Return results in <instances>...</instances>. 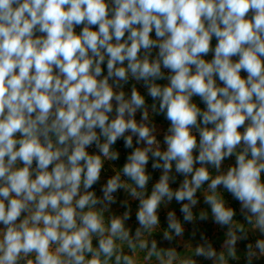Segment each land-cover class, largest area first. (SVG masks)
<instances>
[{"label":"clouds","instance_id":"9594fccd","mask_svg":"<svg viewBox=\"0 0 264 264\" xmlns=\"http://www.w3.org/2000/svg\"><path fill=\"white\" fill-rule=\"evenodd\" d=\"M262 177L264 0H0V264H258Z\"/></svg>","mask_w":264,"mask_h":264},{"label":"crops","instance_id":"0c3cea01","mask_svg":"<svg viewBox=\"0 0 264 264\" xmlns=\"http://www.w3.org/2000/svg\"><path fill=\"white\" fill-rule=\"evenodd\" d=\"M80 29L79 28H77V31H79ZM153 37H154V33H153ZM206 59H211V55H209L208 57H205ZM104 67V70H105V74H106V65H104L103 66ZM242 75H246L245 73H242ZM131 83H135L134 81H130V84L128 85V86H126L125 87V91L126 92H130V86H131ZM158 83H166V81H159ZM137 87H138V89L141 91V93L142 94H144L145 96H146V98H147V94H146V90L145 89H143V88H141L140 87V85H137ZM148 99V103H151L152 101H151V99L150 98H147ZM194 99V102H196L197 104H198V106H200L201 108H203L204 107V105L202 104V103H200V100H199V97H194L193 98ZM139 113H138V115H137V120H139ZM154 119V121L157 123V125H158V128H163V129H166L167 127H168V122L163 118V116H156V117H154L153 118ZM160 137H158V139H159ZM118 142H120V141H118ZM117 142V143H118ZM120 151V153H121V159H120V161H118V162H114V163H116L118 166H122L123 165V163H124V158H125V155L127 154V152L128 151H130V150H126V149H120L119 150ZM230 163H234V158H233V160H230V161H225V165H228V164H230ZM105 167H106V169L108 168V164L106 163V165H105ZM148 170L151 172V161H150V163H149V166H148ZM108 174H112L111 173V171L109 170V173ZM102 181H103V179H104V174L102 173ZM159 175H160V173H159V171H157V172H155V173H153V176H154V180L153 181H150V184H149V191L151 190V185H152V183H154L155 182V180H157L158 178H159ZM180 179H182V177H180ZM262 179H264V177H262ZM178 185H172V187H177ZM121 198H123V193L121 192V193H119L118 194ZM198 195H199V193H198ZM233 205L238 209V204L236 203V202H234L233 201ZM136 204L135 203H133V219L129 222L130 224H132L133 226H135V224H136V221H135V216H134V212H135V208H136ZM170 207H175L176 209H177V212H178V209H179V205H176L175 204V202L173 201V204L170 206ZM198 207H206L205 205H203V203H202V198H201V204L200 205H198ZM120 211H123V209H120ZM160 218H161V222H162V224H165V226H166V222L164 221V212L163 211H161V213H160ZM238 219H241V218H238ZM241 222H243L242 220H241ZM206 226H212V228H211V234L213 235L212 237L213 238H217V240H218V242H216V240L214 241L213 239L211 240L212 242H213V245H214V247H216L217 248V250L219 251L220 250V246H221V244H222V239H223V235H222V233L225 231V229H221V228H219V226H217V225H215L213 222H212V220H211V218H209V220L208 221H204V222H197V227L200 229V231H202L203 233H205V231H203L204 230V228L206 227ZM192 225L191 224H187V225H185V229H186V231H185V235H184V238H183V241H184V243H187L189 240H191V237H190V232H191V230H192ZM161 235V233H157V234H155V236H156V238L157 239H159V236ZM207 236H210V235H207ZM211 237V236H210ZM95 242V241H94ZM192 242V246L193 247H195L196 246V244H197V242H199V233L197 234V237H196V239L195 240H192L191 241ZM216 242V243H215ZM96 243V242H95ZM184 243H182V244H180L179 245V247H178V251H183V248H184ZM242 243V244H241ZM244 243H247V241L246 242H240L239 244H238V248H239V252H238V255H240L241 256V259L243 258V250H244V246H243V244ZM245 245V244H244ZM165 246H167V245H165ZM241 262V261H240ZM239 262V263H240ZM205 264H209V262H205ZM232 264H237V262H232Z\"/></svg>","mask_w":264,"mask_h":264},{"label":"rangeland","instance_id":"374dc122","mask_svg":"<svg viewBox=\"0 0 264 264\" xmlns=\"http://www.w3.org/2000/svg\"><path fill=\"white\" fill-rule=\"evenodd\" d=\"M213 46L215 45V43H216V41H215V39H213ZM236 206V205H235ZM238 218H241L240 216H239V214L237 215V217H236V219H238ZM207 227V226H206ZM211 228H212V226H211ZM203 231H205V229L203 230ZM207 235H209V234H206V236ZM211 236V237H210ZM210 236H207L208 238H210V240H216V242H218V240H217V238L215 237V238H213L212 236L213 235H210ZM257 237L256 236H252V237H250V241H247V242H253L254 243V241H255V239H256ZM215 242V243H216ZM242 244V243H241ZM245 244V243H244ZM244 244H243V246H244ZM240 245V244H239ZM239 264H244V260H243V258L241 259V262L239 263ZM258 264H264V260H262V261H260V262H258Z\"/></svg>","mask_w":264,"mask_h":264},{"label":"trees","instance_id":"16d2710c","mask_svg":"<svg viewBox=\"0 0 264 264\" xmlns=\"http://www.w3.org/2000/svg\"><path fill=\"white\" fill-rule=\"evenodd\" d=\"M102 176H103V175H102ZM96 187H97V189H98V188H99V185H97ZM178 212H179V211H178ZM178 212H177V214H178ZM204 229H205V233H204L205 235H206V234L212 235V234H211V227H210V226H209V227L207 226V227H205ZM209 239H210V238H209ZM94 243H95V242H94Z\"/></svg>","mask_w":264,"mask_h":264},{"label":"built area","instance_id":"2783aa9c","mask_svg":"<svg viewBox=\"0 0 264 264\" xmlns=\"http://www.w3.org/2000/svg\"><path fill=\"white\" fill-rule=\"evenodd\" d=\"M116 147H117L119 150H120V149H123L122 141L118 142ZM177 215L180 216V213L178 212Z\"/></svg>","mask_w":264,"mask_h":264}]
</instances>
